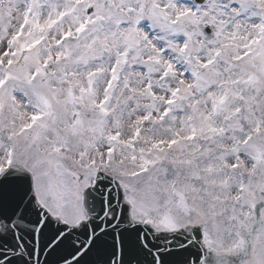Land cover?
Here are the masks:
<instances>
[{
    "label": "snow or ice",
    "instance_id": "6c2138e0",
    "mask_svg": "<svg viewBox=\"0 0 264 264\" xmlns=\"http://www.w3.org/2000/svg\"><path fill=\"white\" fill-rule=\"evenodd\" d=\"M0 264H264V0H0Z\"/></svg>",
    "mask_w": 264,
    "mask_h": 264
}]
</instances>
